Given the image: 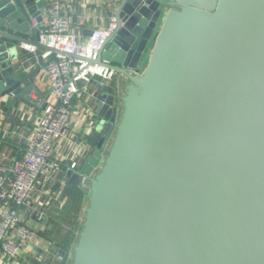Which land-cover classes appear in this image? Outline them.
Wrapping results in <instances>:
<instances>
[{"label":"water","instance_id":"95a60500","mask_svg":"<svg viewBox=\"0 0 264 264\" xmlns=\"http://www.w3.org/2000/svg\"><path fill=\"white\" fill-rule=\"evenodd\" d=\"M46 3L0 0L12 101L42 97L49 46L31 18ZM114 20L84 58L116 77L98 82L90 148L67 171L88 203L60 264H264V0H121ZM14 41L35 46V67L14 62Z\"/></svg>","mask_w":264,"mask_h":264},{"label":"built area","instance_id":"2783aa9c","mask_svg":"<svg viewBox=\"0 0 264 264\" xmlns=\"http://www.w3.org/2000/svg\"><path fill=\"white\" fill-rule=\"evenodd\" d=\"M40 15L41 19L32 17L31 23L38 29L37 40L49 46L41 50V57L46 61L43 72L52 100L36 115L32 132L25 137L21 157L0 151V254L9 260L18 258L25 247L36 244L41 237L39 227L25 218L21 209L40 183L41 175L62 169L61 160L52 155V150L54 143L70 131L72 99L79 81L89 82L97 75L99 82L104 83L114 75L112 68L84 59L96 58L115 28L114 18L106 26L92 27L88 36L81 39L73 31L71 17L61 12L59 0H48ZM24 46L35 50L32 44ZM30 96L32 102L35 96ZM16 134L19 131L5 129L2 137ZM75 165L72 162L68 167Z\"/></svg>","mask_w":264,"mask_h":264},{"label":"crops","instance_id":"0c3cea01","mask_svg":"<svg viewBox=\"0 0 264 264\" xmlns=\"http://www.w3.org/2000/svg\"><path fill=\"white\" fill-rule=\"evenodd\" d=\"M59 1L61 12L72 19L73 31L83 39L88 36L92 27L106 26L114 18L121 0ZM32 27L35 26L32 24ZM7 30L17 35L31 37L30 34L15 29L7 28ZM37 32L36 28V37ZM14 42L17 46V59L14 62H18L25 71L35 67L37 56L34 51L25 48L24 44L28 43ZM145 59L141 63V68L146 65L147 58ZM113 77L115 78L116 74ZM34 80L42 97L32 91L27 95L28 102H23L12 101L7 94L0 95V151L4 150L16 158L23 155L24 140L32 132L36 115L46 102L52 100L43 68L35 74ZM98 82L97 75H94L89 82L79 81L78 91L72 99L70 131L54 143L52 150V155L61 160L62 169L41 175L40 183L32 192L28 203L21 209V214L39 227L40 239L36 244L25 247L18 258L9 260L0 254V264H60L62 256L58 253V249L66 247L71 237L76 236L81 229L88 198L69 182L67 171L72 162L78 166L90 148L87 139L93 128L92 125L97 121L95 95L99 89ZM31 94L35 96L32 102ZM11 102L10 112L18 117L17 124L6 121L2 115V111L6 110ZM5 129L19 131L20 135L4 138L2 135ZM34 246H39L45 250V253L35 250Z\"/></svg>","mask_w":264,"mask_h":264},{"label":"rangeland","instance_id":"374dc122","mask_svg":"<svg viewBox=\"0 0 264 264\" xmlns=\"http://www.w3.org/2000/svg\"><path fill=\"white\" fill-rule=\"evenodd\" d=\"M146 60V59H145ZM106 150V149H105Z\"/></svg>","mask_w":264,"mask_h":264}]
</instances>
